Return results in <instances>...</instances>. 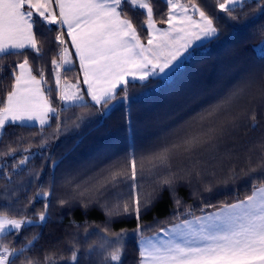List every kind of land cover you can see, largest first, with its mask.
<instances>
[{
    "label": "trees",
    "instance_id": "1",
    "mask_svg": "<svg viewBox=\"0 0 264 264\" xmlns=\"http://www.w3.org/2000/svg\"><path fill=\"white\" fill-rule=\"evenodd\" d=\"M150 2L156 25L165 27L167 4L163 0ZM180 3H195L213 21L218 34L192 49L167 76L128 83L127 99L122 86L116 99L107 105H61L52 64L54 59L61 61L55 39L62 34L58 25H36L39 56L24 50L23 54L0 59V107L14 82V66L27 56L33 75L39 79V70H43L44 94L56 109L43 127L14 125L0 132V153L16 149L12 156L0 155V215L34 222L22 225L18 234L13 231L0 238V245L25 249L14 258V264H27L28 259L45 264L46 256L56 264H72L73 249L78 250V264H103L104 256L118 245L123 248L122 264H139L141 237L245 200L252 194L253 180L261 186L258 178L264 177V170L258 166L264 158L260 147L264 142V11H257V5H264V0H244L229 7L236 19L219 9L218 3L225 0ZM124 11L137 26L140 41L146 44V15L127 5ZM59 74L60 83L76 82L82 76L78 65L68 71L62 66ZM237 89L242 91L230 109L235 124L229 125L222 138L191 154L174 155L167 167L148 171L146 166L139 175V219L135 211L123 213V203L131 202L135 195L131 181L121 179L116 186L109 184L99 195L91 191L110 169L125 168L133 158L139 173L142 157L173 142L180 125ZM25 157L26 163L20 165ZM249 167L257 171L245 175ZM165 179L172 181L171 186L163 183ZM44 192L50 195L45 198ZM46 202L48 220L39 223L38 214L44 211Z\"/></svg>",
    "mask_w": 264,
    "mask_h": 264
},
{
    "label": "snow or ice",
    "instance_id": "2",
    "mask_svg": "<svg viewBox=\"0 0 264 264\" xmlns=\"http://www.w3.org/2000/svg\"><path fill=\"white\" fill-rule=\"evenodd\" d=\"M236 3H240V0H225V3H218V7L221 11L229 12L230 18L236 19L231 16L229 8V5ZM166 4L168 13L165 22L168 28L159 29L155 25L150 0H0V59L7 55L23 54L24 50H32L39 56L41 49L34 31L36 25L38 22L59 25L61 29L67 28V36L75 49L84 84L88 88L87 95L92 101L97 105L102 102L107 105L116 99L117 87L121 84L124 85V98L127 99L129 81L126 77L143 82L151 77L167 76L196 42L218 34L213 21L195 3L190 8L181 4L180 0H166ZM126 5L130 10L139 9L146 13L144 26L148 30L147 46L141 43L137 26L124 11ZM190 10L199 14L198 20L189 15ZM257 11H264V5L258 4ZM55 39L61 57L60 63L55 59L52 61L59 98L65 105L83 106L81 102L84 96L78 85L71 86L76 89L74 92H69L67 86L60 90L59 69L63 66L66 71L71 70L72 60L68 48L64 46L63 34H58ZM15 69H19L18 74ZM32 73L27 56L23 63L14 66V82L0 107V130L33 121L44 126L49 114L56 112L42 89L46 83L43 70H39V79ZM48 91L51 92V89ZM240 91L230 92L180 125L173 142L165 143L149 157L141 158L139 173L138 162L133 158L125 168L110 169L109 174L91 191L99 195L109 184L116 186L121 179L131 181V191L135 195L131 202L123 203V213L135 211L139 219L142 204L139 189L142 186L137 184V179L146 166L148 171L167 167L174 155L191 154L197 148L214 144L222 138L229 125L235 124L230 109ZM252 121L251 127L254 128L255 114ZM260 147L264 151V142ZM15 152L16 149L10 148L0 155L12 156ZM27 159H21L19 164H25ZM12 167L15 169L17 165ZM258 167L264 170V158ZM256 171L257 168L249 167L245 175ZM258 179L261 186L257 187V181L253 180L252 194L245 200L226 205L216 213L174 225L166 232L167 240L141 237L139 264H264V177ZM163 183L171 186L172 181L165 179ZM49 195V192L43 193L45 198ZM48 207L46 202L44 211L38 214L39 223L48 220ZM32 223L31 220L0 215V238L13 231L18 234L22 225ZM105 244L100 247L104 249ZM24 250L23 247L10 249L0 245V264H14V258L22 255ZM122 255L123 248L118 245L104 256L103 264H122ZM70 260L72 264H78V250H72ZM49 261L56 264L52 257L46 256L45 264H49ZM27 264H38V261L28 259Z\"/></svg>",
    "mask_w": 264,
    "mask_h": 264
},
{
    "label": "crops",
    "instance_id": "3",
    "mask_svg": "<svg viewBox=\"0 0 264 264\" xmlns=\"http://www.w3.org/2000/svg\"><path fill=\"white\" fill-rule=\"evenodd\" d=\"M165 3H166V0H163ZM242 1H244V0H240V2H242ZM237 4H239V3H236V4H234V5H229V7H232V6H235V5H237ZM189 8H190V6H189ZM57 11V15H58V9L56 10ZM145 15H146V13H144ZM178 14V13H177ZM189 15H191V16H193V18L194 19H199V14L198 13H193L191 10L189 11ZM155 25H156V23H155ZM59 26V25H58ZM60 27V26H59ZM156 28H159V29H167L168 28V24H166V26L165 27H158L157 25H156ZM61 29V28H60ZM62 34H63V36H64V38H65V47H67L68 48V51H69V53L71 54V60H72V66H71V68L74 66H76V65H78V67L80 68V62H79V59L75 56V49L74 48H72L71 47V40H70V38L67 36V28H63L62 29ZM214 38V37H213ZM213 38H211V39H207V40H203V41H198V42H196V44H195V46L193 47V48H191L190 50H189V52L192 50V49H194V48H198V47H200V46H203L204 44H206L207 42H209L210 40H212ZM148 41V40H147ZM142 43V42H141ZM143 44V43H142ZM145 46H147V43L146 44H144ZM183 60V59H182ZM181 60V61H182ZM180 61V62H181ZM19 73V69H17V74ZM81 79L80 80H78V81H76V82H69V83H71V86L72 85H78V88H79V91H80V93L81 94H83V96H84V100L85 101H83V103H81V104H85V103H94L93 101H92V99H91V97L90 96H88L87 95V91H88V88H87V85L86 84H84V76H83V73L81 72ZM162 77V76H161ZM155 78H158V77H151V78H149L148 80H150V79H155ZM126 79L129 81V83H145V82H147L148 80H146V81H143V82H141V81H139V80H132V78L129 76V77H126ZM63 85H64V82L63 83H60V89H61V87H63ZM70 86V87H71ZM122 86H124L123 84H121V85H118V87H117V91L122 87ZM42 89H43V87H42ZM74 91H76V89H74V88H70V92H74ZM61 103V105L63 106V107H67V106H72V105H76V104H68V105H65L62 101L60 102ZM103 103V102H102ZM101 103V104H102ZM95 104V103H94ZM97 105V104H96ZM106 112V111H105ZM105 115V114H104ZM47 123H48V120H47ZM46 123V124H47ZM45 124V125H46ZM17 125H21V124H17ZM44 125V126H45ZM24 126H33V127H43V126H41L40 124H39V122L38 121H33V122H28V123H26V124H24ZM2 130H0V132H1ZM223 209V208H222ZM221 209H219V210H216V211H212V212H209V213H206V214H204V215H201V216H207V215H209V214H212V213H216V212H218V211H220ZM198 217H200V216H198ZM194 218H192V219H188L189 221H191V220H193ZM181 223V222H180ZM177 224H179V223H177ZM174 225H176V224H174ZM174 225H171V226H169V227H166L165 229H163V230H161L159 233H157V234H154V235H151V236H148V237H146V238H154V239H159V240H167L168 239V235H166V232H167V230L168 229H170V228H172ZM194 227H198V225H194ZM141 239V238H140ZM140 239H139V241H140ZM139 241H138V244H139ZM139 250H140V245H139Z\"/></svg>",
    "mask_w": 264,
    "mask_h": 264
},
{
    "label": "rangeland",
    "instance_id": "4",
    "mask_svg": "<svg viewBox=\"0 0 264 264\" xmlns=\"http://www.w3.org/2000/svg\"><path fill=\"white\" fill-rule=\"evenodd\" d=\"M67 86V90L70 92V86H71V83H69V82H64V85H63V87H61V91H63L64 89H65V87ZM61 101V100H60ZM83 101H85V100H83ZM83 101L81 102V103H83ZM224 208V207H223ZM222 209V208H221ZM219 210V209H218ZM216 211V210H215Z\"/></svg>",
    "mask_w": 264,
    "mask_h": 264
},
{
    "label": "water",
    "instance_id": "5",
    "mask_svg": "<svg viewBox=\"0 0 264 264\" xmlns=\"http://www.w3.org/2000/svg\"><path fill=\"white\" fill-rule=\"evenodd\" d=\"M108 114V110L105 112V116Z\"/></svg>",
    "mask_w": 264,
    "mask_h": 264
}]
</instances>
